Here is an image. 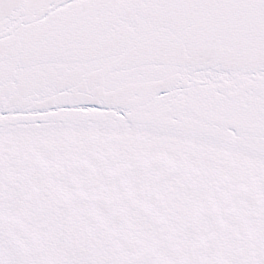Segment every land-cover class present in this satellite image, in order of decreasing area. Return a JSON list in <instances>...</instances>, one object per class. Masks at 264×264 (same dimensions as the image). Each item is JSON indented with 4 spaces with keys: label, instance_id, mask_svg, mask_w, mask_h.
Returning a JSON list of instances; mask_svg holds the SVG:
<instances>
[{
    "label": "snow or ice",
    "instance_id": "1",
    "mask_svg": "<svg viewBox=\"0 0 264 264\" xmlns=\"http://www.w3.org/2000/svg\"><path fill=\"white\" fill-rule=\"evenodd\" d=\"M0 264H264V0H0Z\"/></svg>",
    "mask_w": 264,
    "mask_h": 264
}]
</instances>
